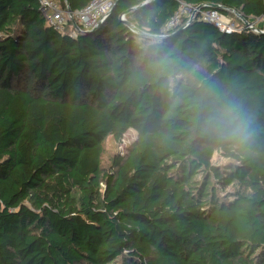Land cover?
Returning a JSON list of instances; mask_svg holds the SVG:
<instances>
[{
    "label": "trees",
    "instance_id": "obj_1",
    "mask_svg": "<svg viewBox=\"0 0 264 264\" xmlns=\"http://www.w3.org/2000/svg\"><path fill=\"white\" fill-rule=\"evenodd\" d=\"M146 1L83 34L0 0V264H264V33L166 29L184 1L264 31V0H155L126 16L142 35L121 15ZM220 114L247 138L210 133Z\"/></svg>",
    "mask_w": 264,
    "mask_h": 264
},
{
    "label": "built area",
    "instance_id": "obj_2",
    "mask_svg": "<svg viewBox=\"0 0 264 264\" xmlns=\"http://www.w3.org/2000/svg\"><path fill=\"white\" fill-rule=\"evenodd\" d=\"M39 8L46 18V21L49 26L54 29L64 32L66 31V27L71 20L70 13L68 12V8L64 9L61 7L58 0H38ZM116 0H92L91 3L84 9L76 10L73 12V16L81 28L82 31L92 29L98 21H100L103 17H106L108 14L112 13V9L115 6ZM186 2H181V7H183ZM191 6V5H190ZM181 7L178 13L169 21L166 29H172L179 23H181L182 13ZM192 10V18H196L199 16L202 20L206 22H210L215 24L222 32L231 33L234 31H242L244 28H250V26H242L239 24L230 23V21L226 19L227 16H224L218 9L210 8L209 10H205L196 6L191 7ZM238 21H243L241 18ZM73 23V21H72ZM73 29L75 31L77 28L74 23L72 24ZM78 31V30H77Z\"/></svg>",
    "mask_w": 264,
    "mask_h": 264
},
{
    "label": "rangeland",
    "instance_id": "obj_3",
    "mask_svg": "<svg viewBox=\"0 0 264 264\" xmlns=\"http://www.w3.org/2000/svg\"><path fill=\"white\" fill-rule=\"evenodd\" d=\"M196 6L199 7L198 5H191L190 4H184L183 7H181V13H182V18H189L188 20L193 17L192 15V10L191 7ZM234 15L227 16L226 19L227 21L229 20L230 23H235L240 24L242 26H246L244 21H238L240 20V17L238 13H235L232 11ZM199 17V16H197ZM200 18V17H199ZM194 19V18H193ZM201 19V18H200ZM204 20V19H203ZM189 21L186 23L188 24ZM254 30V29H252ZM256 31V30H254ZM137 131L134 129H129L127 131L119 130L113 135L109 136L107 141H106V150H107V156L105 158V165L108 164V161L112 159V157H116L117 160L121 159L124 157L127 152L129 151L130 146L136 141L137 139ZM214 161L217 162V164H224L226 163V159L218 154L215 155ZM109 165V164H108Z\"/></svg>",
    "mask_w": 264,
    "mask_h": 264
},
{
    "label": "clouds",
    "instance_id": "obj_4",
    "mask_svg": "<svg viewBox=\"0 0 264 264\" xmlns=\"http://www.w3.org/2000/svg\"><path fill=\"white\" fill-rule=\"evenodd\" d=\"M171 86L172 83L169 82V87ZM205 126L210 133L219 135L224 139L243 141L249 134L242 120L225 114L209 117Z\"/></svg>",
    "mask_w": 264,
    "mask_h": 264
},
{
    "label": "water",
    "instance_id": "obj_5",
    "mask_svg": "<svg viewBox=\"0 0 264 264\" xmlns=\"http://www.w3.org/2000/svg\"><path fill=\"white\" fill-rule=\"evenodd\" d=\"M119 1H120V0H116V2H115V6L119 3ZM153 1H155V0H148V1L144 2V3H142L141 5H138V6H136V7H133V8H131V9H129V10H126L124 13H122V15H121V19H122V20L125 22V24H126L130 29H132L133 31L138 32V33H140V34H142V35H148L147 33H145V32H143V31L139 30V29H138L135 25H133L131 22H129V21L127 20L126 16H127V14H129L130 12H132L133 10H135V9H137V8H140L141 6H144V5H146V4L150 3V2H153ZM66 3H67L68 12L70 13L71 20L73 21V23H74L75 27L77 28V30H78L79 32H82L83 34H90V33L95 32V31L98 30V29H99V28L105 23V21L111 16V13H110V14H108L106 17H103L100 21H98V23H97L92 29H90V30H86V31H82L81 28L78 26V24H77V22H76V20H75V18H74V16H73V11H72V9H71V7H70V4H69L68 0H66ZM115 6L113 7V9L115 8ZM204 7L220 8V7H222V6H221V5H213V4H209V5H203V4H202V5H199V8H202V9H203ZM113 9H112V10H113ZM238 15H239V17L245 22V24H246L247 26H250L251 29L256 30V32L264 33V31H261V30L257 29V28L255 27V25H254L253 23H250L245 17H243V15H241V14H239V13H238ZM192 20H193V18L190 19V21H192ZM190 21H189V22H190ZM188 24H189V23H188ZM188 24H186V25H185L184 27H182L181 29L186 28V26H187Z\"/></svg>",
    "mask_w": 264,
    "mask_h": 264
}]
</instances>
